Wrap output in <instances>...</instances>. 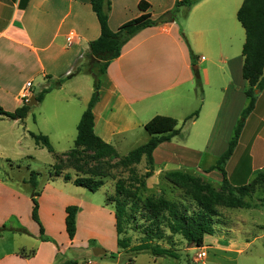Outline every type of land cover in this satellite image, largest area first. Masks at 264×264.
<instances>
[{
    "label": "crops",
    "instance_id": "0c3cea01",
    "mask_svg": "<svg viewBox=\"0 0 264 264\" xmlns=\"http://www.w3.org/2000/svg\"><path fill=\"white\" fill-rule=\"evenodd\" d=\"M141 1L151 5L149 13L156 25L143 29L132 37L122 55L110 64L102 76L100 100L93 110L96 135L118 151L129 139L137 135L143 136L142 133L146 132L145 125L155 116L185 120L201 108L198 118L191 122L195 127L203 117L206 104L202 83L205 85V79L209 82L213 69L216 76H221L222 84L215 104L204 114V119H208L204 127L199 129L200 135L205 142L218 133L219 123H222L228 106L230 110L225 115L222 130L231 133L234 123L248 105L245 95L248 82L242 76L243 48L242 45L241 48L239 46L241 40L246 39V34L237 19L244 0H201L191 9L180 7L175 17L164 22L160 21L162 16L172 12L180 0H106L104 9L109 15L110 29L116 32L125 23L141 16ZM155 10L157 13L153 12ZM181 13L184 23L178 21ZM100 36L101 27L91 0H0V106L8 112H14L35 96L34 84L37 80L44 83L55 80L58 82L62 77H69L87 63L89 44ZM202 52L208 53V57L200 56ZM208 60L210 63L203 68L201 77L200 66ZM88 76L79 74L67 79L60 88L51 89L42 101L52 95V90L59 93L69 86L71 96L62 98L64 103H55V107L56 110L64 109L71 103L74 113L72 127H78L94 92ZM28 83L32 84L31 88H27ZM213 93H217V90ZM42 102H38L35 107ZM33 108L24 121L4 118L0 120V125L11 121L12 125L24 130L23 134L30 136L32 132L28 121ZM40 132L49 139L52 138L50 132ZM63 135L67 136V133ZM69 135L71 136V132ZM149 139L150 136L137 147L146 144ZM168 143H163L154 152L155 170L156 155ZM206 144L204 148H209V143ZM198 152L200 155L203 153ZM214 154L217 156L214 157V162L199 166L196 171L183 168L177 170L193 172L220 187L222 174L217 170L206 172L219 158V154ZM203 162L200 160L199 164ZM164 167L169 165L164 163ZM170 170L173 171H168ZM225 170L233 187L250 184L258 172L264 171V90L258 93L255 109L245 121L238 144ZM212 178L217 182H213ZM5 190L8 192V189ZM51 198L47 202L43 193L38 198L39 215L45 228V234L41 236L40 228L33 220V224L27 226L29 218L32 219V198L1 194L0 264H56L58 256L69 249L82 252L88 258L89 242L100 238L97 233L88 231V223L93 218L91 216L96 207L85 206L80 200L69 197L68 200H63V204L55 195ZM247 201L251 207L246 210H258L263 214L264 187L258 186ZM72 205L78 206L80 210L77 216V233L73 240L69 238L65 224L66 209ZM22 206H25L23 211ZM96 210L103 213L115 229L114 213L102 207L101 210ZM245 223L242 216H236L229 229L218 231L216 228L215 235L206 238L204 247H189L187 250H210L230 257L241 256L254 242L243 226ZM254 225L260 224L254 221ZM50 233L59 234L63 241L59 245L53 243L49 239ZM81 233L85 234L84 238ZM261 237L264 238V234ZM7 239L11 241L8 247L4 244ZM114 250L118 251V246ZM32 253L34 254L31 256ZM120 256L118 253L117 257ZM142 257H148V262H140ZM206 258H209L208 254ZM160 260L170 263L167 258L156 259L144 254L136 257L131 264H158ZM211 261L221 264L216 259Z\"/></svg>",
    "mask_w": 264,
    "mask_h": 264
},
{
    "label": "trees",
    "instance_id": "16d2710c",
    "mask_svg": "<svg viewBox=\"0 0 264 264\" xmlns=\"http://www.w3.org/2000/svg\"><path fill=\"white\" fill-rule=\"evenodd\" d=\"M105 1L91 0L92 9L100 23L101 36L89 44L86 53L88 63L79 67L66 78L67 80L79 74H89L94 78V92L78 124L74 146L69 152L63 154V156H67L70 167L75 169L80 177L73 180L72 176L67 174L64 179L73 182L77 187L97 193L105 186V179L111 173L104 169L91 168L92 164H100L105 161L106 165L112 166L111 163H108L117 160L111 169L117 168L128 171L130 174L129 183L131 184L128 186L125 182L119 181L115 188V200L112 201L115 206L114 216L118 249L130 254L129 264L142 254H148L156 259H178L179 256L173 249L176 246V237L186 241L189 247H204L206 238L216 233V224L222 217L220 209L250 208L251 205L247 199L252 196L258 186L264 187V171L258 172L250 184L233 187L225 170V166L238 144L245 121L255 109L258 93L264 90V0H244L237 14V19L246 34L242 50L244 60L242 76L248 82V88L245 91L248 105L242 112L227 150L217 159L216 164L206 171L208 173L214 170L219 171L223 176L222 184L220 187H216L210 182H204L200 177L196 178L194 175L180 170L167 172L165 176L169 182L187 190L190 196L189 200L182 201H170L163 196H149L143 199L139 194L140 190L147 191V181L154 175L155 150L163 143L171 142L175 137L181 135L177 119L169 116H155L145 125V130L150 136L149 141L133 149L125 156H121L113 145L105 142L95 133L93 110L100 100L102 76L107 72L110 64L122 55L124 47L132 37L141 30L156 25L149 13L151 5L146 1H141L139 10L142 15L125 23L114 32L109 27V15L104 9ZM200 1L180 0L177 2L176 8L162 16L160 21L164 22L175 17L180 7L191 9ZM193 63H196L194 56ZM66 80H59L56 87L60 88ZM199 87H201L200 81ZM50 91L51 89H44L39 93L36 96L37 102H42L45 95ZM30 110L27 102L14 112H8L0 106V120L8 118L22 122L27 118ZM198 116L199 110L188 116L184 120V124L195 121ZM30 136L37 146L54 153L48 136L35 133H30ZM143 160L146 161V171L144 174H139L136 166L141 164ZM56 168L53 176L60 177L63 170ZM24 183L29 184L33 190L32 220L38 224L40 234L44 236L45 228L39 215L38 198L41 192L38 191L37 174L33 172L29 180ZM78 212L79 207L75 205L66 209V232L71 240L75 238L77 233ZM130 230L141 232L142 238L137 245L132 246L133 239L128 236ZM1 233L0 231V236ZM163 244H167L169 247ZM56 264H78V262L61 263L58 261Z\"/></svg>",
    "mask_w": 264,
    "mask_h": 264
},
{
    "label": "rangeland",
    "instance_id": "374dc122",
    "mask_svg": "<svg viewBox=\"0 0 264 264\" xmlns=\"http://www.w3.org/2000/svg\"><path fill=\"white\" fill-rule=\"evenodd\" d=\"M153 12L157 13V10ZM178 21L180 23H184L182 13L178 16ZM244 42L245 39H242L239 44L240 48L241 45L243 48ZM207 54L208 53L202 52L199 55L207 58L209 55ZM209 63L210 60L203 62L202 66H200L201 70L199 72L201 77L203 75V68L208 66ZM214 72L215 69H213V71L211 70L209 82H206L205 79V85L202 83V88L206 93V104L203 109L202 119L195 127L191 124V122L184 124V120L178 121V128L181 129V135L175 137L171 142L165 144L159 149L156 155L157 170H155L153 177L147 181V191L143 192L140 190L139 192L143 199L149 196H163L165 199L170 201L189 200L190 196L187 193V190L180 186L173 185L166 179L165 175L167 172L171 171L168 170L172 169L173 171H176L178 168H183L188 171H196L197 167H203L205 165H209L208 163L214 162V157H217L214 153L219 154L218 157H220L227 150L229 142L234 136L235 127L241 118L240 117L236 120L234 123V129L231 133L226 132L225 129L222 130L226 117L225 115H228L230 110L229 106L227 107L229 110L227 109L224 112L222 123H219L218 133L216 132L212 139H208L204 142L199 130L204 127V123L208 119H204V114L208 108L215 104L218 90L222 84V80L220 78L221 76H216ZM84 75L86 76L89 74ZM87 78H89L88 80L94 86L93 76L89 75ZM61 80H66V78L62 77ZM55 85H57L56 80L47 83L37 80L34 84L35 96H32L36 98V96L41 93L44 88L55 89ZM216 90L217 93H213ZM52 91H54L52 95L48 94L49 96H47L45 101L38 107H35L38 104H34V106L30 107L34 108L28 121V125L32 133L41 134L40 131L51 133L52 138L50 139V142L54 148V153H50L46 148L37 146L31 136L23 134L24 130L20 126L12 125L11 121L0 125V196L3 194V196L8 195L16 198H19L20 196H26L28 199L33 198V190L31 186L29 184H25L24 182L28 181L31 174L35 172L39 181L38 191L41 192V195L42 193L45 195V200L47 202H50L52 199L51 196L53 195H55L57 199L60 198L62 204L63 200H68L69 197L80 200L85 206L94 205L98 210H101L102 207L103 209H108L110 212L115 213V206L112 201L115 200L116 185L119 181L125 182L128 186L131 185L129 183V172L124 169H111L112 166H115L117 160L108 163H111L112 166L106 165L105 161L100 164L93 163L91 168H100L111 173V175L105 179V186L97 193H92L85 188L77 187L73 184V182L66 181L64 179V176L67 174H70L73 180L80 177V174H78L75 169L70 167V163L67 161V156H63V154L69 152L74 146L77 136V126L73 125L72 127L74 113L71 103L64 109L56 110L55 107V103H64L63 100H61L62 98L71 96V94H69L71 93L70 87H66L59 93L56 92V90ZM198 91L201 95L203 94L199 87ZM29 100H27L28 104L30 103ZM86 109L87 107L84 112ZM198 110H201V108L196 111ZM158 111L161 113H167L164 110ZM45 119H47V121H45ZM70 132L71 136L69 135ZM66 133L67 136H64L63 134ZM1 134H4L5 136L2 137ZM142 134L143 136L137 135L135 138L129 139L127 143L120 150H118L119 154L121 156H125L130 151L135 149L139 143H144L143 141H145L149 135L145 131ZM206 143H209V148H204L206 147L205 145H207ZM198 151L203 153L200 155ZM200 160L201 162H205L199 164ZM164 163H167L169 167L165 168ZM55 165L59 169L61 168L63 170L62 175L58 178L53 176L57 170V168L54 167ZM136 170L139 174H144L146 171V161L143 160L141 164L137 165ZM186 173H190L196 178L200 177V175H196L193 172ZM201 180L207 182L204 179ZM211 180L213 182H217L214 178ZM5 189H8V192ZM24 209L25 206H22V211ZM96 209L94 210L93 216H91L93 218L89 220L88 231L94 232V234L97 233V236L100 238H95L94 241L91 240L89 242V251L87 252L88 258H86L85 254L82 255V252H75V250L69 249L62 255L58 256V261L61 263L76 261L79 264H129V253L127 254L119 249L118 251L114 250L117 248V234L115 229L111 226L110 221L104 217V214ZM220 211L222 213V217L219 223L216 224L218 231L229 229L236 216H242L246 222L243 226L246 231L250 233L251 241L254 242L241 256L230 257L229 255L210 250L204 251L195 249L189 251L187 250L189 248L187 242L183 241L180 237H176V246L173 249L177 252L179 256L178 259L168 258L170 263L160 260L158 264H216L211 261V259H216L221 264H264V238H262L263 236L261 237V235L264 234V213L262 214L258 210L248 211L246 209L227 208H221ZM105 216L108 215L106 214ZM254 221H257L260 225H254ZM27 223V226H31V224H33L31 217ZM48 229H50L49 226ZM83 233H81L82 238L85 237V234ZM128 236L133 239L132 246L137 245L142 238L141 232L136 230H130ZM49 239L58 245L61 241H63L59 234L50 233ZM4 244L8 247L11 245V241L7 239ZM163 245L167 246V244ZM94 248H102L108 251V253L104 256H95L93 254ZM203 252L208 254L209 258L205 259L203 257V259H200L199 254ZM118 253L121 254L119 258L117 257ZM234 257H237L238 259L234 260ZM148 260V257H142L139 259L140 262H148Z\"/></svg>",
    "mask_w": 264,
    "mask_h": 264
},
{
    "label": "water",
    "instance_id": "95a60500",
    "mask_svg": "<svg viewBox=\"0 0 264 264\" xmlns=\"http://www.w3.org/2000/svg\"><path fill=\"white\" fill-rule=\"evenodd\" d=\"M257 93H258V91H257ZM34 104H38V102H37L35 97H32L30 100V103L28 105H29V107H32V106H34ZM106 253H107V251L102 249V248H94L93 249V254L95 256H104V255H106Z\"/></svg>",
    "mask_w": 264,
    "mask_h": 264
},
{
    "label": "built area",
    "instance_id": "2783aa9c",
    "mask_svg": "<svg viewBox=\"0 0 264 264\" xmlns=\"http://www.w3.org/2000/svg\"><path fill=\"white\" fill-rule=\"evenodd\" d=\"M31 86H32L31 83H28V84H27V88H31ZM203 257H204V258L206 257V253H205V252L199 254V258H200V259H203Z\"/></svg>",
    "mask_w": 264,
    "mask_h": 264
}]
</instances>
